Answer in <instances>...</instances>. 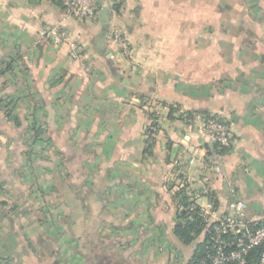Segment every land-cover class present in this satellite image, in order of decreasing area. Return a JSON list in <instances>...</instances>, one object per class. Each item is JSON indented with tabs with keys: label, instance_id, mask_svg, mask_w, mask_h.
Instances as JSON below:
<instances>
[{
	"label": "crops",
	"instance_id": "crops-1",
	"mask_svg": "<svg viewBox=\"0 0 264 264\" xmlns=\"http://www.w3.org/2000/svg\"><path fill=\"white\" fill-rule=\"evenodd\" d=\"M212 116L233 129L223 152ZM182 188L212 221L235 199L264 217V0H100L94 18L0 0V264H88L74 209L119 264H189L206 231L175 235Z\"/></svg>",
	"mask_w": 264,
	"mask_h": 264
},
{
	"label": "built area",
	"instance_id": "built-area-1",
	"mask_svg": "<svg viewBox=\"0 0 264 264\" xmlns=\"http://www.w3.org/2000/svg\"><path fill=\"white\" fill-rule=\"evenodd\" d=\"M67 15L75 18H94L99 11L100 0H60ZM57 42L68 43L72 57H81L78 46L69 42L66 32L58 29L47 33ZM151 122L147 126V135L157 133V112L153 111ZM203 130L212 144L220 147H229L234 138L233 129L219 116H212L203 121ZM220 172V169H217ZM214 204L212 200L206 206H198L194 201L190 210L198 209V213L206 221V233L210 234L213 253L199 260L196 264H247V255L253 246H264V217L261 221H249L245 218V203L235 199L230 203V209L234 211L233 217L215 219L213 214ZM233 232L237 238L232 244H228L226 235ZM226 246H235L231 251H226ZM259 264H264V249Z\"/></svg>",
	"mask_w": 264,
	"mask_h": 264
},
{
	"label": "trees",
	"instance_id": "trees-1",
	"mask_svg": "<svg viewBox=\"0 0 264 264\" xmlns=\"http://www.w3.org/2000/svg\"><path fill=\"white\" fill-rule=\"evenodd\" d=\"M62 6L60 0H52ZM156 133L150 135L152 139L155 138ZM152 144V143H151ZM214 147L220 152L226 150V147H220L217 144H214ZM57 185L59 188L58 196L60 199L64 198L66 202H70L66 198V194L69 197H72L75 194L74 188L75 185H72L70 182L61 178V175L58 174L56 177ZM176 198L179 201V204L182 207V212L178 216V221L176 222L174 232L177 238L184 244H192L196 238L205 230L206 221L198 213V209L190 210L191 204L194 202L192 196L187 192L185 188H182L176 193ZM74 221L73 229H75L74 235L80 242V248L82 254L85 256L88 264H119L120 261L113 257L109 256L106 251H104L105 243L101 241L100 238L93 236V230H86L82 234L77 235L78 232V222L76 218L77 210L74 209ZM79 236V237H78ZM238 236V235H237ZM237 236L231 232L226 235V240L228 244H232ZM235 246H226V251H231ZM264 246H253L250 248L247 255V264H259L261 254L263 252ZM213 253L212 242L210 239V234L206 233L205 240L198 244L194 255L189 264H196L199 260L205 258L207 255ZM5 264H10V261L5 258ZM226 264H234L232 262Z\"/></svg>",
	"mask_w": 264,
	"mask_h": 264
},
{
	"label": "rangeland",
	"instance_id": "rangeland-1",
	"mask_svg": "<svg viewBox=\"0 0 264 264\" xmlns=\"http://www.w3.org/2000/svg\"><path fill=\"white\" fill-rule=\"evenodd\" d=\"M69 50H70V46H69ZM70 56H71V54H70ZM82 56V55H81ZM72 57V56H71ZM79 58H81L80 56L79 57H77V58H74V57H72V59H79ZM151 122V121H150ZM149 122V123H150Z\"/></svg>",
	"mask_w": 264,
	"mask_h": 264
},
{
	"label": "water",
	"instance_id": "water-1",
	"mask_svg": "<svg viewBox=\"0 0 264 264\" xmlns=\"http://www.w3.org/2000/svg\"><path fill=\"white\" fill-rule=\"evenodd\" d=\"M107 13V10H102L101 14Z\"/></svg>",
	"mask_w": 264,
	"mask_h": 264
}]
</instances>
